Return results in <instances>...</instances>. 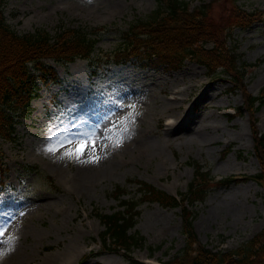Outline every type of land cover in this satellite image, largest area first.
<instances>
[{"label": "rangeland", "instance_id": "1", "mask_svg": "<svg viewBox=\"0 0 264 264\" xmlns=\"http://www.w3.org/2000/svg\"><path fill=\"white\" fill-rule=\"evenodd\" d=\"M201 1H210L216 23L234 24L227 44L237 43L240 59L253 62L243 80L247 90L259 92L264 85V11L248 25H238L232 9L239 4L264 10V0L190 3ZM156 4L5 0L4 11L20 32L106 24L92 53L96 56L115 48L130 23ZM203 41L214 43L211 37ZM44 61L54 65L59 78L40 80L32 110L19 115L14 137L0 134V264H13L7 259L13 246L24 252L18 264H79L90 251L94 253L83 264H131L123 251L100 250L104 223L97 210L123 206L116 184L125 186L122 196L138 197L141 192L133 178L175 194L186 189L195 171L192 160L203 162L216 177L240 174L189 203L200 240L216 248L235 247L264 226V187L252 176L241 178L261 168L251 112L245 107L235 110L244 104V94L241 87L232 89L233 81L221 67L213 73L189 57L175 65L139 59L108 62L98 71L92 70L89 57L80 55L66 61L46 56ZM255 115L264 129V103ZM85 142L83 155L77 156L76 148ZM49 147L58 150L49 152ZM70 151L71 157L66 155ZM138 206L131 229L146 239L130 252L149 261L172 257L185 243L181 204L145 199Z\"/></svg>", "mask_w": 264, "mask_h": 264}, {"label": "trees", "instance_id": "2", "mask_svg": "<svg viewBox=\"0 0 264 264\" xmlns=\"http://www.w3.org/2000/svg\"><path fill=\"white\" fill-rule=\"evenodd\" d=\"M4 4L5 0H0V134L14 137L19 115H27L32 110V98L39 94L40 80L59 78L54 65L44 61L46 56L62 61L78 55L89 57L93 71L108 62L139 59L142 63L175 65L189 57L205 63L213 73L221 67L226 77L233 81L232 89L242 88L244 104H238L235 110L241 112L245 107L251 112L254 152L261 168L241 178L252 176L264 187V129L258 127L255 115L264 103V85L256 93L246 89L243 77L253 62L240 59L237 43L227 44L234 24L226 27L216 23L210 14V1L192 6L190 0H157L147 14L130 23L124 30L123 40L115 48L102 50L96 56L92 53L106 24H63L55 32L46 27L20 32L7 21ZM233 8L234 23L238 25H248L254 18L262 17L264 11L248 10L239 4ZM209 37L214 40L212 45L203 41ZM228 114L232 116L233 112ZM192 162L194 175L187 188L176 194L144 178H133L138 182L140 195L122 196L127 190L124 185L116 184L115 194L123 206L111 211L97 210L104 223L99 232L100 250L123 251L131 264H264V226L235 247L216 248L199 239L194 224L195 212L189 203L204 199L210 189L238 179L240 174L216 177L203 162ZM1 173L0 167V180ZM145 199L158 200L165 205L181 204L185 243L166 260L151 262L134 257L130 252L146 239L138 229H131L140 213L138 205ZM91 253L94 251L83 255L79 264Z\"/></svg>", "mask_w": 264, "mask_h": 264}, {"label": "bare ground", "instance_id": "3", "mask_svg": "<svg viewBox=\"0 0 264 264\" xmlns=\"http://www.w3.org/2000/svg\"><path fill=\"white\" fill-rule=\"evenodd\" d=\"M179 118V117H178ZM96 147L99 149V150H102L101 146L99 145H96ZM103 151V150H102ZM90 154V153H89ZM102 155V154H101ZM95 156V155H94ZM59 157V156H58ZM91 157V156H90ZM110 156L106 155V159L108 158L109 159ZM60 158V157H59ZM58 160V159H56ZM55 160V161H56ZM111 160V158H110ZM87 176L91 173L89 172H86ZM90 176H88L89 178ZM90 179V178H89ZM88 179V180H89ZM93 181V180H92ZM24 256V252L22 251L21 248L17 247V246H13L11 247L10 251L7 253V259L8 260H12L13 261V264H18V262L23 258Z\"/></svg>", "mask_w": 264, "mask_h": 264}, {"label": "snow or ice", "instance_id": "4", "mask_svg": "<svg viewBox=\"0 0 264 264\" xmlns=\"http://www.w3.org/2000/svg\"><path fill=\"white\" fill-rule=\"evenodd\" d=\"M69 144L73 143L72 141H68ZM95 143V141H93V144ZM62 146V145H61ZM86 147V142L85 143H80L79 146L76 148L75 150V154L77 156H80V155H83L84 153V149ZM58 150V147H49L48 148V151L49 152H54V151H57ZM74 153L73 152H68L66 153L67 156L71 157ZM0 255H2V253H0Z\"/></svg>", "mask_w": 264, "mask_h": 264}]
</instances>
